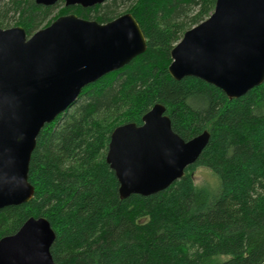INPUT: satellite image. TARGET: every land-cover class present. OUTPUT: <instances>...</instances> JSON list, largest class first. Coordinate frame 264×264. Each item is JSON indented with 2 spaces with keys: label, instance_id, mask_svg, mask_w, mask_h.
<instances>
[{
  "label": "trees",
  "instance_id": "1",
  "mask_svg": "<svg viewBox=\"0 0 264 264\" xmlns=\"http://www.w3.org/2000/svg\"><path fill=\"white\" fill-rule=\"evenodd\" d=\"M61 1L4 0L0 27L15 21L30 36L67 14L51 18ZM129 1L64 11L106 23ZM215 2L132 1L125 13L139 23L146 51L85 87L71 108L45 124L29 165L34 196L0 209V238L30 217H45L55 232L57 264H264V83L229 98L200 78L177 80L168 71L173 47L211 15ZM156 103L182 138L209 130L210 140L165 190L121 198L106 161L111 132L123 123L142 124ZM198 166L217 174L215 189L194 183Z\"/></svg>",
  "mask_w": 264,
  "mask_h": 264
},
{
  "label": "water",
  "instance_id": "2",
  "mask_svg": "<svg viewBox=\"0 0 264 264\" xmlns=\"http://www.w3.org/2000/svg\"><path fill=\"white\" fill-rule=\"evenodd\" d=\"M105 1L64 0L66 6L83 7ZM146 49V37L130 12L106 23L65 14L30 36L21 26L0 27V209L33 198L29 165L45 124L71 108L85 87ZM171 58L173 78H200L229 98L261 85L264 0H216L211 15L183 34ZM142 121L120 124L111 132L106 161L117 176L121 198L165 190L210 140L209 130L182 138L161 103ZM54 239L48 219L30 217L14 234L0 238V264H57L51 253Z\"/></svg>",
  "mask_w": 264,
  "mask_h": 264
},
{
  "label": "rangeland",
  "instance_id": "3",
  "mask_svg": "<svg viewBox=\"0 0 264 264\" xmlns=\"http://www.w3.org/2000/svg\"><path fill=\"white\" fill-rule=\"evenodd\" d=\"M132 1L119 4L118 13L120 15L125 13L126 9L129 7V5L132 3ZM65 6L66 5H65L64 0L61 1V3H59V5H57L56 8L54 9V12H53L51 18H54L58 14H63V13L70 14V13H72L71 11L70 12L64 11ZM119 14H118V16H120ZM15 26H17L16 22L12 21L11 27H15ZM46 26H47V23L42 25L41 28L46 27ZM192 175H193L194 183L198 187L215 189L218 186L219 179H218L217 174H215L214 171L208 167L198 166L193 171Z\"/></svg>",
  "mask_w": 264,
  "mask_h": 264
}]
</instances>
